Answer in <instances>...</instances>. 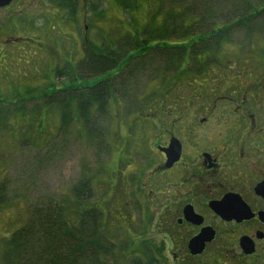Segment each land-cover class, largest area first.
<instances>
[{
  "label": "rangeland",
  "instance_id": "374dc122",
  "mask_svg": "<svg viewBox=\"0 0 264 264\" xmlns=\"http://www.w3.org/2000/svg\"><path fill=\"white\" fill-rule=\"evenodd\" d=\"M137 1L131 0L130 4ZM161 1L162 13L155 19L153 15L157 13L159 0H140L135 9L126 7L123 0H90L84 10L79 9L72 22L69 21L70 11L59 10L60 26L54 25L53 34L57 37L53 50L45 42L38 63L26 65L24 60L19 63L14 59L16 54L30 52L29 48L24 52L7 49L14 52L12 56L7 53L11 56L12 81L15 85L23 83L25 74L27 80L36 81L43 75L45 81L52 67L63 70L83 61L89 46L102 48L105 52L121 38L136 35L147 26H160L171 4L170 0ZM258 15L260 27L254 29L255 34H233L234 44L225 46L220 53L211 54L220 62L209 67V76L197 85L191 86L190 79L180 75H168L169 80H165L162 74L155 72L163 68L157 64L145 67L143 76L135 80L128 78V73L114 78L117 99L111 100L99 122L101 134L98 138L106 142L102 148L87 140L77 113L73 114L69 131L63 133L59 106L42 107L40 99L33 100L35 90L30 96L33 99L23 103H16L15 95L8 94L10 104L0 103L3 116L0 117V188L4 187L10 193V199L7 195L10 204L0 210V222L5 219L9 225H0V236H10L20 228L37 202L49 203L51 198L54 203L67 202L68 198L70 201L74 188L80 183H88L93 200L87 206L100 205L103 209L102 231L115 244L117 264H132L131 261L140 254L130 253L133 249L151 252L160 260H153L155 264H171V257L169 262L165 261L164 255L171 253L162 246L163 230L159 228L164 196L150 199L151 188L146 187L152 183L154 170L159 168L154 162L156 146L153 141L155 138L162 141L171 122L186 129L192 122L197 125L200 118L212 119L222 114V110L237 108L247 100L257 107L262 105V88L237 89L238 84L245 86L246 83H242L244 76L259 80L252 69L264 66L259 57V53L264 54V13L261 11ZM71 82L66 77L55 79L57 88L67 87ZM16 90L19 94L24 93L22 85ZM161 103L163 110L158 107ZM4 115L6 119H2ZM92 116L98 119L96 111ZM152 206L160 213L153 216ZM75 207L70 201L68 212H74ZM127 247L130 254L124 257L122 251ZM159 248L162 257L154 255Z\"/></svg>",
  "mask_w": 264,
  "mask_h": 264
},
{
  "label": "flooded vegetation",
  "instance_id": "af4514ba",
  "mask_svg": "<svg viewBox=\"0 0 264 264\" xmlns=\"http://www.w3.org/2000/svg\"><path fill=\"white\" fill-rule=\"evenodd\" d=\"M64 1H77L79 11L90 0H0V103L10 104L12 89L9 62L14 52L7 49L29 48L14 59L20 63L29 57L30 64L38 63L45 42L53 50L59 10L70 9ZM259 57L264 61V54ZM252 71L259 80L244 76L245 86L238 84L237 89L255 86L264 92V66ZM27 83L40 86L39 78L15 86L26 90ZM212 119L200 118L186 129L171 122L162 141H153L159 168L146 187L151 188L150 199L164 196L159 228L162 246L171 253L164 255L165 261L171 257V264H264V101L258 107L244 101ZM151 212L160 213L153 206Z\"/></svg>",
  "mask_w": 264,
  "mask_h": 264
},
{
  "label": "trees",
  "instance_id": "16d2710c",
  "mask_svg": "<svg viewBox=\"0 0 264 264\" xmlns=\"http://www.w3.org/2000/svg\"><path fill=\"white\" fill-rule=\"evenodd\" d=\"M130 1L123 0V4L135 9L140 0L133 5ZM170 2L160 26H147L136 35L121 38L105 52L102 48L89 46L83 61L63 70H58V66L56 69L52 67L45 81L43 75L39 76L40 86L35 88L34 84L27 83L23 94L17 92V86L12 81L11 94L15 95L16 103L24 98L32 100L30 96L35 90V97L41 96L42 107L59 106L63 133L69 131L73 114L77 113V119L86 130L87 140L99 145V148L105 147L104 139L98 138L101 134L99 122L111 100L117 99L114 78L128 73V78L135 80L143 76L145 67L157 64L163 68L155 72L162 74L165 80L168 75H180L189 78L191 86L197 85L198 81L209 76L208 68L220 62L211 54L220 53L225 46L231 47L234 44L231 37L235 33L255 34L254 29H259L261 20L258 12L264 13V0ZM64 3L69 4L71 16L76 17L77 1ZM162 5L159 0L153 19L162 13ZM23 59L27 65L30 64L29 57ZM23 77V82L29 79L26 74ZM60 77L69 78L71 84L57 88L55 79ZM148 79L150 81L151 78ZM168 87L171 89L170 85ZM162 106L163 103L159 104L160 110H163ZM95 111L98 119L92 116ZM72 193L70 201L76 206L74 212H68L69 198L63 203H54L52 198L49 203L37 202L20 228L11 232L10 236H0L1 264H117L114 260L115 244L102 231L103 209L100 205L87 206L93 200L90 185L80 183ZM9 194L4 187L0 188V210L10 204ZM2 223L9 225L5 219ZM11 225H14L13 222ZM128 249H123L124 257L140 253L136 260L131 261L132 264H155L153 260L160 261L149 251L133 249L129 253ZM156 253L157 257L163 256L160 249Z\"/></svg>",
  "mask_w": 264,
  "mask_h": 264
},
{
  "label": "water",
  "instance_id": "95a60500",
  "mask_svg": "<svg viewBox=\"0 0 264 264\" xmlns=\"http://www.w3.org/2000/svg\"><path fill=\"white\" fill-rule=\"evenodd\" d=\"M202 252L201 250H198V253Z\"/></svg>",
  "mask_w": 264,
  "mask_h": 264
}]
</instances>
